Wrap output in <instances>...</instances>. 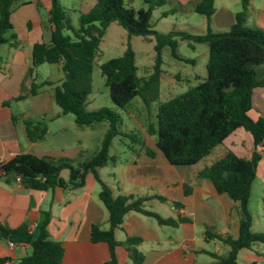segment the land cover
Returning a JSON list of instances; mask_svg holds the SVG:
<instances>
[{"label":"trees","instance_id":"obj_1","mask_svg":"<svg viewBox=\"0 0 264 264\" xmlns=\"http://www.w3.org/2000/svg\"><path fill=\"white\" fill-rule=\"evenodd\" d=\"M15 1L0 0V45L7 41L5 34L13 28L10 15ZM249 2L241 0V9L235 13V21L229 30L214 32L209 28L215 10L214 0H198L192 9L206 18L208 27L205 33L190 34L184 30L163 32L154 28L152 11L167 4L168 0H142V6L138 9L129 5L128 0H96L93 7L80 14L77 28L71 25L59 0H50V40L48 43L36 42L33 45L32 66L28 73L32 74L35 67L42 63L60 64L63 78L53 88L52 97L62 113L72 114L78 127H89L96 122L106 121L108 128L99 149L75 164L68 158L53 159L19 152L0 162V180L13 183L19 177L18 183L36 191L56 187L75 190L85 184L87 174L91 173L100 184L99 198L108 211L109 226L102 229L99 224H91L90 241L106 243L109 258L104 264H119L117 248L121 244L133 264H141L144 255L137 249L141 239L127 237L120 243L114 236L115 229L128 211L134 210L154 217L159 224L168 226H177L189 219L163 217L145 208L144 202L149 197L134 198L123 194L114 196L110 186L100 179L97 170L114 162L113 156L109 155L110 146L112 140L122 135V132L119 128L121 118L117 112L106 107L93 110L86 108V99L92 90L93 63L106 28L116 22L127 32V46L121 55L108 59L99 67L111 101L118 107H124L136 96L144 99L150 84L160 80L164 47H169L174 58L190 62L177 53L178 41L204 43L208 47L205 79L175 97L160 102L156 124L149 122L146 133L156 136V147L175 166H191L200 162L238 128L250 134L253 150L248 157L226 149L198 172L199 177L213 184L217 193L225 194L237 202L239 213L238 235L235 238L216 233L211 228H206L204 235L206 241L215 239L229 248L225 256L207 252L216 258V264H237L239 250L250 248L257 242L264 245V232L251 230L253 218L248 205L257 165L264 152V116L252 118L249 115L254 89L264 86V70L259 75L255 69L264 66V31L245 24ZM189 7L174 5L162 12V16L185 12ZM134 35L154 40L153 72L147 79L137 75L135 52L130 46V39ZM11 38L15 39L14 33ZM49 83L48 80L36 83L32 78L28 94L35 95ZM26 96L18 94L15 99ZM24 125L30 141L42 139L46 133V127L41 121L34 123L24 120ZM147 153L152 154L150 150ZM63 169H68L67 179L60 175ZM190 192L191 188L184 185V194ZM174 206L180 207L181 203L174 202ZM49 220V213L44 212L37 235L29 230L26 223L15 228L0 223V240L29 244L31 247V253L22 257L18 264L61 263L64 248L61 242L49 238Z\"/></svg>","mask_w":264,"mask_h":264},{"label":"crops","instance_id":"obj_2","mask_svg":"<svg viewBox=\"0 0 264 264\" xmlns=\"http://www.w3.org/2000/svg\"><path fill=\"white\" fill-rule=\"evenodd\" d=\"M137 1L142 4V0H130L128 4L134 7ZM197 1L168 0V3L163 5L166 8L159 12L160 17H184L178 22L183 27L175 23L172 29L184 30L190 34L205 33L208 25L204 16L187 17L191 15L189 10L190 13H196L192 8ZM95 2L96 0H78L80 14L86 13ZM240 2L241 0H214L215 10L209 28L214 32L229 30L235 21V13L241 9ZM174 5L190 7L185 12L163 17L162 12ZM49 8L50 0H16L12 7L10 21L13 28L5 34L7 41L0 45V162L19 152L53 159L68 158L73 161L87 157H83L84 148L81 143L85 133H79L76 146L67 147L66 143L61 142L69 136V113L64 114L61 109L49 111L42 89L35 95L28 94L32 78L36 80L39 67L47 64L42 63L35 67L32 74L28 73L32 66L33 45L36 42L48 43L50 40L52 25L48 19ZM152 23L157 29L156 23ZM245 24L264 31V0H250ZM157 30L163 31L159 28ZM12 33L15 34V39L11 38ZM182 41L187 40H179L178 45ZM193 44L204 43L189 42L190 46H194ZM56 65L60 68V64ZM61 79L62 77L46 78L44 80L50 83L44 86H48L53 93V88ZM254 91L264 102V86ZM18 94L27 96L16 100L15 96ZM46 97L49 99V94ZM51 98L53 100L52 94ZM22 102L28 105L27 109H20L18 105ZM262 106L264 107V103ZM24 120L43 122L46 127L44 137L30 141L26 136ZM234 132L225 140L229 142L228 149L235 153L234 146H243L245 142L243 139H236ZM144 135L141 145L130 147L131 155L125 159L113 156V163L100 167L97 170L100 179L110 186L114 196L123 194L134 198L149 197L144 202L145 208L163 217H185L189 221L180 222L177 226L161 225L154 217L131 210L124 215L122 223L115 229V239L122 243L127 237L140 238L137 249L144 255L141 264H216V258L207 252L225 256L229 248L215 239L206 241L204 231L211 228L216 233L235 238L239 224L238 203L225 194L217 193L208 179L198 176L204 165L198 166L199 162L191 166L171 165L156 147L155 140L147 134ZM50 136L60 143L50 142L51 149H41L42 143L48 141ZM247 139L249 148L243 157H248L253 150L250 134ZM262 147L264 148V145ZM147 150L152 154L147 153ZM184 185L191 188L190 194H184ZM99 191L100 184L91 173L87 174L85 184L75 190L56 187L47 191H36L23 187L17 181L6 183L1 179L0 223L10 228L26 223L29 228L34 226L32 233L37 235L44 212H48L49 238L61 242L64 248L60 264H104L109 258L106 243L90 241L91 224H99L102 229L109 226L108 211L99 198ZM253 195L256 197L254 205ZM157 196L165 200L162 201ZM174 202L181 203V206H174ZM248 205L253 218L251 230L264 232V152L257 165ZM168 212H173L175 216H168ZM9 243L10 241L0 240V264L8 261L18 264L22 257L31 253L29 244ZM117 255L119 264H133L122 244L117 248ZM237 264H264L263 243L257 242L250 248L239 250Z\"/></svg>","mask_w":264,"mask_h":264},{"label":"rangeland","instance_id":"obj_3","mask_svg":"<svg viewBox=\"0 0 264 264\" xmlns=\"http://www.w3.org/2000/svg\"><path fill=\"white\" fill-rule=\"evenodd\" d=\"M62 6L65 7L68 14L69 21L74 28L78 27L80 10L78 6V0H59ZM140 1H137L134 8L138 9L141 7ZM166 6L156 7L154 10L151 20L156 23L157 29L167 31L172 29L174 24H178L179 21L184 19V17L177 16L170 18L160 17L159 12L164 10ZM187 17L190 18L194 16L195 18H201V15L197 13H190ZM186 12V13H188ZM179 25V24H178ZM179 27H183L179 25ZM67 34L72 35L70 31H66ZM190 46L188 41H182L177 47V53L184 57L185 59L193 60L190 62L181 61L174 58L171 55L168 46L164 47L162 50V76L158 82H152L150 88L144 94V99L140 96L134 97L126 106L118 107L116 106L109 97L108 88L104 84V77L100 71V64L107 61L112 57H117L123 53L127 46V32L126 30L118 25L116 22H112L105 30L102 40L99 44V53L95 58L92 69V90L86 99V108L88 110L98 109L100 107H106L114 110L120 115V131L122 135L116 136L112 140L110 146L109 155L116 156L119 159H125L132 154L130 147H138L144 142V134L146 133V125L150 122L156 124V113L157 106L160 102L166 101L175 97L176 95L186 91L187 89L197 85L202 82L206 77V63H207V45L206 44H193ZM130 46L135 52V64L137 66V75L141 79H147L148 76L153 72L155 52L153 49L154 40L144 41L140 36H132L130 39ZM37 71L36 83L42 80L57 79L59 77L63 78V72L56 64H43L39 67ZM257 73L264 70V66L255 67ZM44 90V102L49 106V111L52 109L60 110V108L53 102L51 98L52 92L48 86H43L41 88ZM49 94V99L47 96ZM263 100L259 99L258 93H253L252 97V108L249 111L250 117L264 116ZM20 109H27L28 105L26 103H20ZM17 106V105H16ZM53 107V108H52ZM258 108V109H256ZM61 111V110H60ZM69 122V136L64 142L67 147H72L77 145V139L79 133L86 134L82 138L83 145V157H89L93 151H96L100 147V141L102 140L107 128L108 123L106 121L96 122L89 127H78L73 121V115L68 114ZM33 118H35L33 116ZM233 134V133H232ZM236 139H243L245 144L243 146H234L235 153L242 156L245 155L244 152L249 148V141L247 136L249 134L244 129H238L234 132ZM130 135V136H129ZM133 136V137H132ZM148 136V134H147ZM149 138L156 140L155 135H149ZM50 139H52L50 141ZM134 139V140H133ZM50 142L60 143L59 140H53L52 136L48 141L42 143L43 150L51 149L49 146ZM228 140L223 141L222 144L216 146L212 153L204 157L198 164V166L210 164L216 159L221 153H223L230 146ZM81 159V158H80ZM78 159V161L80 160ZM77 161V160H76ZM76 161L73 163L75 164ZM68 169H63L61 171V176L63 178L68 177ZM256 197H252V205H254ZM168 201V200H167ZM166 201V202H167ZM167 207L169 204L166 203ZM168 216H175L173 212H168Z\"/></svg>","mask_w":264,"mask_h":264},{"label":"built area","instance_id":"obj_4","mask_svg":"<svg viewBox=\"0 0 264 264\" xmlns=\"http://www.w3.org/2000/svg\"><path fill=\"white\" fill-rule=\"evenodd\" d=\"M19 180H20V178L17 177V178H16V181L18 182ZM33 227H34V226L30 227L29 230L32 231ZM9 244H10V245H13L14 243L10 242ZM4 264H12V263H11L10 261H8V262H5Z\"/></svg>","mask_w":264,"mask_h":264},{"label":"water","instance_id":"obj_5","mask_svg":"<svg viewBox=\"0 0 264 264\" xmlns=\"http://www.w3.org/2000/svg\"><path fill=\"white\" fill-rule=\"evenodd\" d=\"M130 3V0L128 1ZM264 145V144H263Z\"/></svg>","mask_w":264,"mask_h":264}]
</instances>
